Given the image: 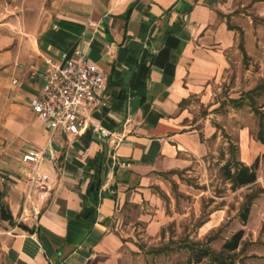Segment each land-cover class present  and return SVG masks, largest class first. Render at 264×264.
Segmentation results:
<instances>
[{"label":"crops","instance_id":"obj_1","mask_svg":"<svg viewBox=\"0 0 264 264\" xmlns=\"http://www.w3.org/2000/svg\"><path fill=\"white\" fill-rule=\"evenodd\" d=\"M239 6L246 22L264 18V0H0V186L17 223L32 229L15 226L6 264H92L99 256L113 264L109 254L121 245L113 228L127 204L155 171L207 150L183 123V103L229 66L239 36L228 17ZM79 47L107 86L80 134L52 132L31 101L47 65ZM241 139V162L251 166L264 143L246 131ZM31 147L46 151L44 198L33 189L27 198L22 155Z\"/></svg>","mask_w":264,"mask_h":264},{"label":"rangeland","instance_id":"obj_2","mask_svg":"<svg viewBox=\"0 0 264 264\" xmlns=\"http://www.w3.org/2000/svg\"><path fill=\"white\" fill-rule=\"evenodd\" d=\"M235 13L228 21L239 39L228 55L229 66L207 90L183 103V123L200 134L207 150L180 155V166L155 171L146 192L127 204L113 228L121 240L109 254L113 264H189L187 246L219 253L240 229L243 241L231 254L236 264H264V151L258 155L254 184L235 187L222 171L229 160H246L241 151L245 131L258 140L261 116L252 105L264 113V18L253 15L252 23L244 21L249 13L241 6ZM233 98H243L245 104L236 107ZM3 188L2 203L9 208ZM251 198L259 208L244 223L241 213ZM14 222L20 219L14 216ZM15 226L2 219L0 207V264H6ZM106 258L99 256L92 264H105Z\"/></svg>","mask_w":264,"mask_h":264},{"label":"built area","instance_id":"obj_3","mask_svg":"<svg viewBox=\"0 0 264 264\" xmlns=\"http://www.w3.org/2000/svg\"><path fill=\"white\" fill-rule=\"evenodd\" d=\"M44 84L31 106L45 127L52 132L78 135L92 121V111L98 105L99 95L107 86L106 73L90 62L85 50L79 47L74 56L62 55L60 64L51 62L43 71ZM45 149L31 147L22 155L30 167V190H37L44 198L50 190L49 177L41 170Z\"/></svg>","mask_w":264,"mask_h":264},{"label":"trees","instance_id":"obj_4","mask_svg":"<svg viewBox=\"0 0 264 264\" xmlns=\"http://www.w3.org/2000/svg\"><path fill=\"white\" fill-rule=\"evenodd\" d=\"M230 102L236 106V107H242L245 104V101L243 98L238 99H230ZM252 108H255V111L260 114L261 120H260V126L261 131L259 132V140L264 143V113L257 109L254 105H252ZM103 160L101 157L97 159V164L100 168H102ZM257 169H258V160L255 161L251 166L245 165L241 161H227L222 166V171L226 177L227 180H229L235 187H243L247 185L254 184L257 179ZM95 187L93 190H90L91 195H93L96 200H98V188L100 187L101 183L100 180L94 183ZM4 198V192L0 189V207H1V217L3 220L9 221L12 225H18L20 228L32 231L28 226L24 225L23 223H15L14 222V216L10 210V208L6 207L2 200ZM3 204V205H2ZM253 204V198L249 199L247 204L244 206L243 211L241 213L242 220L244 223H246L249 219V214L251 211V206ZM245 232L243 229H240L235 234L232 235V237L227 240L222 247L221 252L215 253L212 251L210 247H204L199 248L192 246H187L191 252L192 255L189 258L188 263L189 264H236V261L233 259L231 254L235 252L241 245V242L243 241ZM207 260V261H206ZM206 261V262H205ZM180 264V263H176Z\"/></svg>","mask_w":264,"mask_h":264},{"label":"water","instance_id":"obj_5","mask_svg":"<svg viewBox=\"0 0 264 264\" xmlns=\"http://www.w3.org/2000/svg\"><path fill=\"white\" fill-rule=\"evenodd\" d=\"M94 187H95V185H94V184H92L91 190H93V189H94Z\"/></svg>","mask_w":264,"mask_h":264}]
</instances>
